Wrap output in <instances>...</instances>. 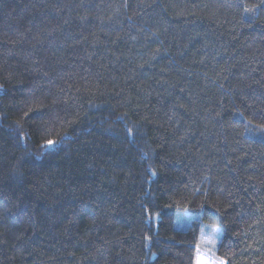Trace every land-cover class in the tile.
Instances as JSON below:
<instances>
[{
	"label": "trees",
	"instance_id": "16d2710c",
	"mask_svg": "<svg viewBox=\"0 0 264 264\" xmlns=\"http://www.w3.org/2000/svg\"><path fill=\"white\" fill-rule=\"evenodd\" d=\"M202 223L264 264V0H0V264H194Z\"/></svg>",
	"mask_w": 264,
	"mask_h": 264
},
{
	"label": "rangeland",
	"instance_id": "374dc122",
	"mask_svg": "<svg viewBox=\"0 0 264 264\" xmlns=\"http://www.w3.org/2000/svg\"><path fill=\"white\" fill-rule=\"evenodd\" d=\"M192 215L193 213L189 210H183L177 213L174 219L175 228H186ZM221 233L222 230L217 225L208 223L201 224L198 237L199 241L195 249L194 264H226V262L216 253Z\"/></svg>",
	"mask_w": 264,
	"mask_h": 264
},
{
	"label": "snow or ice",
	"instance_id": "6c2138e0",
	"mask_svg": "<svg viewBox=\"0 0 264 264\" xmlns=\"http://www.w3.org/2000/svg\"><path fill=\"white\" fill-rule=\"evenodd\" d=\"M47 144L52 145V144H54V141H48ZM213 231H215V230H213Z\"/></svg>",
	"mask_w": 264,
	"mask_h": 264
}]
</instances>
